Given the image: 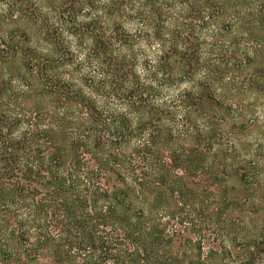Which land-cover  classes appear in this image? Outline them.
Listing matches in <instances>:
<instances>
[{
    "label": "trees",
    "instance_id": "obj_1",
    "mask_svg": "<svg viewBox=\"0 0 264 264\" xmlns=\"http://www.w3.org/2000/svg\"><path fill=\"white\" fill-rule=\"evenodd\" d=\"M0 264H264V0H0Z\"/></svg>",
    "mask_w": 264,
    "mask_h": 264
},
{
    "label": "rangeland",
    "instance_id": "obj_2",
    "mask_svg": "<svg viewBox=\"0 0 264 264\" xmlns=\"http://www.w3.org/2000/svg\"><path fill=\"white\" fill-rule=\"evenodd\" d=\"M69 69L74 70L75 66ZM88 71L91 72L90 69H88ZM242 96H244L245 99L250 97V95H241L240 97ZM112 108L118 109L120 106H112ZM228 134L229 131L226 129L225 132L223 130L221 134L218 133L216 137H225ZM225 141H227V139ZM186 177V180H184L186 184L191 186V189L197 190V185L194 184L195 181L201 179V176L193 177L188 174ZM210 190L212 193L207 194L205 198L201 199V204L196 206V210H190L188 212L185 222L180 221V224L177 223L175 225L176 230L181 232V234L201 242V255L203 257L212 249L221 250L222 246L229 245L231 239L234 238V234L239 233L244 235L246 231L243 229L246 230V228L250 226L248 222L246 223L239 220L240 218L237 217L239 211L237 212V210L231 209L225 211L222 209L223 206L218 202L219 194H217V192L219 189H217V187H210ZM213 191H216V193ZM217 209H219L218 213L222 212L221 216L217 214ZM214 213L215 215H213ZM259 221L262 222V220ZM185 226L187 227L184 228ZM194 253L197 254L198 250Z\"/></svg>",
    "mask_w": 264,
    "mask_h": 264
}]
</instances>
